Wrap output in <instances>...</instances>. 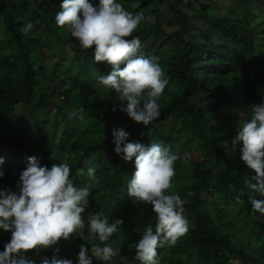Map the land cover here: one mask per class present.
<instances>
[{"label":"trees","instance_id":"trees-1","mask_svg":"<svg viewBox=\"0 0 264 264\" xmlns=\"http://www.w3.org/2000/svg\"><path fill=\"white\" fill-rule=\"evenodd\" d=\"M221 1L117 0L133 14L143 12L133 35L142 43L140 54L157 57L168 80L158 100L160 115L145 128L112 111L118 94L98 83L112 69L94 62V46L81 50L67 28L55 23L63 0H0V189L19 193L29 157L49 168L69 164L74 184L91 193L82 213L86 225L95 214L110 223L122 219L107 243L121 249L116 264H141L135 244L148 226L155 230L156 214L127 194L134 160L115 153L112 136L123 128L129 142L161 143L178 156L168 194L184 201L189 231L175 246L157 249L160 264H264V216L253 214L248 199L264 196L247 187L255 183V172L240 159L242 142L232 146L239 118H249V107L264 100V16L252 10L251 0ZM162 3L172 16L158 10ZM27 23L34 27L24 35ZM80 108L83 113L70 119ZM89 167L95 180L86 174ZM10 239L11 232L0 229V252ZM81 244L92 264H104L92 252L104 243L87 226L61 239L56 255L78 264ZM53 253L49 248L26 255L41 264Z\"/></svg>","mask_w":264,"mask_h":264},{"label":"clouds","instance_id":"clouds-1","mask_svg":"<svg viewBox=\"0 0 264 264\" xmlns=\"http://www.w3.org/2000/svg\"><path fill=\"white\" fill-rule=\"evenodd\" d=\"M61 11L55 15V23L67 28L79 42L81 50L94 46V62H106L111 67L107 75H101L98 83L114 90L119 97V110L145 128L159 115L158 100L168 80L157 57L147 58L140 54L142 43L133 33L145 19L143 12L133 14L125 10L117 0H63ZM133 8L139 7L137 4ZM34 25L27 23L21 28L27 35ZM123 65V67H121ZM251 115L238 120L237 135L232 142L233 150L242 142L240 159L254 170L255 183L246 182L253 193L264 196V100L249 107ZM83 108L69 114L71 119ZM83 119V116H80ZM114 151L125 162L134 160L135 171L127 184V194L133 203L151 205L156 214L155 230L148 226L135 244V259L141 264H160L158 248L173 247L189 231L184 216V201L179 194H168L173 188L175 162L178 156L169 147L152 142L145 146L129 142V133L123 128L113 129ZM187 159V157H185ZM4 163L0 157V165ZM87 176L95 180V169L89 167ZM4 172L0 171V177ZM19 193L0 189V229L11 232V239L0 252V264H36L26 254L49 248L54 253L43 257L41 264H73L70 259L58 258L55 247L61 239L68 240L86 226L93 237L104 243L92 249L98 261L116 264L121 249L107 242L121 230L124 221L109 222L100 214L90 215L87 225L82 213L89 207L91 195L88 187H78L71 179V167L67 163L41 166L35 157H29L20 174ZM253 214L264 216V200L248 197ZM238 202L243 201L237 197ZM78 264H92L85 245H80Z\"/></svg>","mask_w":264,"mask_h":264},{"label":"rangeland","instance_id":"rangeland-1","mask_svg":"<svg viewBox=\"0 0 264 264\" xmlns=\"http://www.w3.org/2000/svg\"><path fill=\"white\" fill-rule=\"evenodd\" d=\"M252 2H253V0H251ZM220 3V5H226L227 4V1L226 2H224L223 0H222V2H219ZM254 8H252V10H253ZM158 10L162 13V14H164V16L165 17H168V16H172V14L170 13V11H169V9H168V6L166 5V3H162L161 4V6H159V8H158ZM188 10H191V11H195V10H197V7L195 6V7H191V8H188ZM264 15L262 14V17H263ZM3 29H4V27L3 26H0V32L2 33L3 32ZM166 30L169 32V33H171V32H173V30L174 29H172V28H170V27H166ZM43 43L44 44H46L45 43V41L43 40ZM262 46H264V43H262ZM45 63H49V61L47 60V59H45ZM200 99V98H199ZM196 100V99H195ZM186 154V153H185ZM187 156H190L192 159H198V155L197 154H187ZM230 208V207H229Z\"/></svg>","mask_w":264,"mask_h":264},{"label":"crops","instance_id":"crops-1","mask_svg":"<svg viewBox=\"0 0 264 264\" xmlns=\"http://www.w3.org/2000/svg\"><path fill=\"white\" fill-rule=\"evenodd\" d=\"M253 2L248 3V5L254 9H258V11L264 15V0H254ZM263 30H264V24H263Z\"/></svg>","mask_w":264,"mask_h":264},{"label":"built area","instance_id":"built-area-1","mask_svg":"<svg viewBox=\"0 0 264 264\" xmlns=\"http://www.w3.org/2000/svg\"><path fill=\"white\" fill-rule=\"evenodd\" d=\"M189 0H183L184 3H187Z\"/></svg>","mask_w":264,"mask_h":264}]
</instances>
